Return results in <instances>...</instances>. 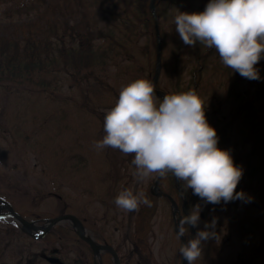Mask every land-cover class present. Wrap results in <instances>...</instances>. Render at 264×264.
Instances as JSON below:
<instances>
[{"label":"rangeland","instance_id":"1","mask_svg":"<svg viewBox=\"0 0 264 264\" xmlns=\"http://www.w3.org/2000/svg\"><path fill=\"white\" fill-rule=\"evenodd\" d=\"M204 4L205 0H177L170 7L165 5L164 8L168 7L166 16L160 23L167 33L175 32L177 8L203 11ZM74 7V0H40L30 7L5 4L0 7V35L22 36L27 34L31 23L45 27L52 18H64L71 24H78L80 15ZM122 19L98 11L93 27L95 31L121 27ZM139 41L136 44L132 38L127 49L131 48L140 66L145 62V49L141 47L153 39L140 36ZM164 52L167 61H163L165 66L159 87L171 93L177 83L175 57L182 68L185 66L182 72L187 81L195 53L177 51L172 39L167 42ZM220 69L211 63L213 75L221 73ZM147 74L148 71L143 76ZM95 76L91 80H80L72 77L70 72L59 70L49 76L45 87L32 82L0 83V200L39 224L63 211L73 213L85 222L89 234L97 242L104 243L103 239H107L114 247L121 246L120 252L124 255L132 244L127 238L134 229V210L119 208L114 198L125 187L143 192L151 189L158 174L137 181L131 164L132 153L125 154L111 146L101 150L95 147L94 141L105 134L106 111L116 103L120 89L136 79L134 75L123 77L115 66L107 72L99 71ZM213 92L209 90L204 101L208 102V95ZM222 107L227 113L229 106L223 104ZM239 164L245 168V173L237 190L244 189L254 199L213 204L205 203L200 197L203 215L200 228L205 227V221L218 217L217 231L222 232V239L205 241L204 254L194 264H264V188L257 185L258 174L254 173L259 170L252 167L255 161L249 164L244 158ZM119 177L125 178L122 187L118 182L115 186L119 189L106 197L104 188ZM164 182V186L170 187V178ZM156 205L158 214L150 234L156 258L152 264H183L173 208L168 201H156ZM79 240L69 223H63L55 233L36 239L11 219H0V253L3 254L0 264H18V261L25 264L34 252L42 255L36 264H51L46 252L53 249L61 250L62 257L68 262L80 256L85 264H94V252ZM97 262L116 264L110 251L102 253ZM134 262L125 260L122 264H137Z\"/></svg>","mask_w":264,"mask_h":264},{"label":"clouds","instance_id":"2","mask_svg":"<svg viewBox=\"0 0 264 264\" xmlns=\"http://www.w3.org/2000/svg\"><path fill=\"white\" fill-rule=\"evenodd\" d=\"M175 30L185 44L197 41L214 48L221 62L249 79H260L258 62L264 58V0H208L203 11H182L174 16ZM208 106V105H207ZM207 106L195 89L157 95L156 83L136 78L119 91L116 103L106 111L104 132L94 141L97 150L105 146L132 153L137 181L153 174L173 173L185 190L198 194L205 203H227L254 197L237 190L245 168L235 162L231 149L219 146L220 136L206 115ZM124 210H138L152 200L143 191L122 188L115 197ZM202 204L190 214L178 216V237L201 222ZM218 217L205 221L194 237L182 243L180 253L189 264L203 256L204 242L222 239Z\"/></svg>","mask_w":264,"mask_h":264},{"label":"trees","instance_id":"3","mask_svg":"<svg viewBox=\"0 0 264 264\" xmlns=\"http://www.w3.org/2000/svg\"><path fill=\"white\" fill-rule=\"evenodd\" d=\"M38 1L40 0H0V7L5 4L30 7ZM150 2V0H74V8L80 15L78 24H71L64 18L58 20L52 18L45 27H37L39 24L31 23L27 34L22 36L0 35V83L32 82L45 87L49 83V76H54L59 70L70 72L72 77L80 80H91L99 71L107 72L112 66L121 70L123 77L134 75L135 78L152 79L155 72L157 38ZM164 3L165 0L157 1L159 17L164 16ZM98 11L110 13L118 20L123 18V25L95 31L94 15ZM161 31L165 50L168 40L164 28ZM140 36H150L153 42L141 47L145 49V62L139 66L131 48L128 50L127 47L131 45L132 38L138 44ZM172 41L177 51L187 50L195 53L190 64L193 65L190 67V78L187 81H184L182 72L185 66L182 68L175 57L177 83L174 92L195 89L205 100L209 90L214 91L208 95V102L204 103L208 105L206 115L209 122L218 130L219 146L231 149L238 164L244 158L249 164L255 161L252 167L259 170L254 173L258 174L257 185L261 184L264 188V78L249 79L241 75L224 65L214 48H209L199 41L195 45L185 44L178 32H174ZM211 63L217 64L221 68V73L213 75L210 72ZM258 66L261 77H264V58L258 62ZM147 71L148 74L143 76ZM221 97L224 99L221 100ZM223 104L229 106L227 113H224ZM244 149H247V152L243 154ZM164 177L170 178V192L181 204V195L175 185V175L169 172ZM180 185L188 197L187 209L190 213L191 206L199 202L200 196L191 188L185 190L182 182ZM153 211L154 209L149 207L141 209L138 226L131 238L132 246L125 255L128 260L137 258L140 264H152L149 263L153 252L149 244L147 221ZM183 213L187 214L181 209L180 215ZM198 228L199 225L195 226L196 233ZM191 235L189 228L186 236L189 239ZM30 258L32 260L25 264H32L37 256L32 253ZM2 259L3 254L0 253V261ZM22 262L18 261V264H23Z\"/></svg>","mask_w":264,"mask_h":264},{"label":"water","instance_id":"4","mask_svg":"<svg viewBox=\"0 0 264 264\" xmlns=\"http://www.w3.org/2000/svg\"><path fill=\"white\" fill-rule=\"evenodd\" d=\"M151 1H152V8L154 10L155 9V1L154 0H151ZM157 27H158V25H157ZM158 39H159V53H158V62H157L158 63L157 64V72H155L156 75H155V78H154V82L155 83L158 82V79H159L160 74H161L160 72H161V50H162V46H161V39H160L159 32H158ZM156 92L159 95H161L162 97L164 96V93H162L161 91L156 90ZM2 209H7V211L5 213L4 212H0V218L13 217L16 221L19 222V224H22L25 227V229H27L29 232H31L32 229H36V230L37 229H41V230H43L44 232L47 233V231H49L54 225H56L60 221H63V220L71 221L72 220L75 223V226L77 228L78 234L83 239L89 241V243L92 245V247L94 249L109 248L110 250H112V248L109 247V246L96 245L93 241H91V239L87 238L86 235H85V231H84L85 229H84L83 224L81 223V221H79L78 218H76L73 215H65V216H60V217H57V218H53V219L47 221L46 225L38 226L34 222H30V221L26 220L23 216H21L19 213L14 211V209L11 208L8 205L0 206V210H2ZM112 251L116 255L115 251L114 250H112ZM186 263H187V259L185 258V264Z\"/></svg>","mask_w":264,"mask_h":264},{"label":"flooded vegetation","instance_id":"5","mask_svg":"<svg viewBox=\"0 0 264 264\" xmlns=\"http://www.w3.org/2000/svg\"><path fill=\"white\" fill-rule=\"evenodd\" d=\"M159 191H160V189H159ZM95 264H97V263H95ZM100 264H103V263L101 262Z\"/></svg>","mask_w":264,"mask_h":264}]
</instances>
